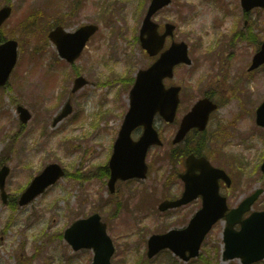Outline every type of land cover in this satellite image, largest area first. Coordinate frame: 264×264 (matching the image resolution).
Returning a JSON list of instances; mask_svg holds the SVG:
<instances>
[{
    "label": "rangeland",
    "instance_id": "obj_1",
    "mask_svg": "<svg viewBox=\"0 0 264 264\" xmlns=\"http://www.w3.org/2000/svg\"><path fill=\"white\" fill-rule=\"evenodd\" d=\"M12 2L15 15L3 26V34L18 36L22 44L18 48V63L9 79L16 88L0 89V153L9 134L19 128L15 103L27 106L32 117L19 132L9 155L1 159L7 160L3 164L8 163L10 167L5 181L8 199L16 201L29 180L50 162L60 164L67 173L24 206L17 201L12 206L9 201L5 204L0 196V264H90L91 251H73L61 234L79 215L96 211L104 220L112 221L108 233L115 244L113 264H203L204 261L241 264L238 259H221V223L215 224L207 234L197 258L183 262L171 252L161 251L147 260L144 253L147 237L163 233L169 227L185 225L198 208L199 200L183 208L160 212L156 207L163 198L162 188L147 192L150 207L140 206L144 203L140 200L146 196L143 193L148 191H137L140 180L117 182L116 187L122 191L112 197L107 189L108 178L96 171L108 162L112 143L128 108L131 86L128 80L134 79L136 71L150 63L136 40L149 0ZM239 2L173 0L155 16L157 22L175 23L174 38L189 44V53L195 60L189 67H178L174 74V81L186 88L185 105L212 76H223L229 81L238 77V88L245 94L241 101L231 99L217 113L218 117L224 116L223 125L208 127L209 141L203 147L211 162L224 168L233 179L234 186L227 189L233 198L231 204L254 188H264V175L259 170L264 156V128L254 125L250 112L252 106L255 109L264 99V65L255 71L251 80L245 73L257 48L256 40L258 43L264 40V9L252 10L248 20ZM56 22L71 30L88 22L99 24V30L76 62L70 64L56 58L55 48L45 38L47 30ZM248 32L256 40L245 38ZM233 34L240 37L232 38ZM74 67L88 83L72 94L70 89L77 75ZM94 80L103 81L102 85L92 83ZM192 84L195 90L190 89ZM69 98L73 111L53 125V118ZM155 125L162 133L165 146L150 150L147 163L151 169L147 176L160 181L173 173L167 151L175 125H166L160 118L155 119ZM94 172L95 175L86 178ZM142 186L146 187L147 182ZM118 200L121 202L115 215L114 205ZM107 204L109 210L101 209ZM263 206L264 192L254 208ZM40 225L38 237L31 239V233ZM50 233L52 238L47 240ZM35 242L48 245L28 262L36 250ZM254 264H264V259Z\"/></svg>",
    "mask_w": 264,
    "mask_h": 264
},
{
    "label": "water",
    "instance_id": "obj_2",
    "mask_svg": "<svg viewBox=\"0 0 264 264\" xmlns=\"http://www.w3.org/2000/svg\"><path fill=\"white\" fill-rule=\"evenodd\" d=\"M169 1L170 0H152L147 9V14L143 19L141 33L142 35L143 32L147 33V37H141V43L151 55H154L162 46L163 38L166 33H170L172 26L167 25L165 34L160 36L156 33L157 24L151 22L150 17L154 14L156 9L164 6V4ZM241 1L243 7H246V9H250L252 6H264V0ZM5 17L6 16H0V20ZM84 29L91 33L95 28L88 26ZM67 34L64 35H72L69 33ZM87 35L88 34H86V39L88 38ZM86 39L81 41V43H79V40H76L77 43L73 46L75 47V56L78 55ZM15 45V41L12 40L0 46V56L10 53L9 61H11V64L14 59ZM184 49V44L173 45L166 50L161 58L150 65V67L138 71L135 77V83L129 95L130 106L125 115L124 123L119 131L120 134L115 142L114 151L109 163L112 180L116 179L117 176L128 178V176L132 175H144L147 168L144 160L148 144L158 142L157 134L152 127L153 115L159 111L164 118H170L174 114L178 102L177 88L171 87L168 88V90L164 89L162 78L171 74L172 64L183 58V54H185V52H183ZM259 50L260 51L254 55L252 68L264 62V43ZM137 124L144 125L145 133L140 140L133 143L130 139V131ZM262 124L264 125V119L262 120ZM185 128L181 126L179 130L180 133H183ZM198 163V167L203 173L215 170L217 172L221 171L220 169L211 167L204 158H199ZM45 169L46 170H44L40 176L34 178L33 183L26 190L24 198L29 199L31 196L40 193V190L62 174V169L56 164H51ZM260 191L261 189L249 196V198L241 204L242 208L248 209L251 201L259 195ZM208 195V199L203 203V208L195 213V216L184 230H174L152 238L150 246L155 241H158V245H156L153 251L166 245L171 247L172 242H177V239H181L180 242L185 241L184 248L176 245L174 249L171 247L173 251L183 254L184 250L188 248L191 256L197 255V250L202 238L210 229L212 223L217 219V216H220L224 206H221L218 200L216 189L210 190ZM180 202H183V200ZM167 205H171V203L165 201L160 205V208H164ZM241 211L242 209L237 213L231 212L227 215L228 225L224 232V239L226 242L225 256L228 258L238 256L242 258L241 260L243 263H251L253 260L264 256V245L261 246V244L264 243V211L261 213H252L250 217L244 220L240 219L239 214ZM239 221L241 222V229L236 232L231 226L234 222ZM100 229L101 234L97 235L96 239L103 241L105 244V252L104 255L101 254L98 256L101 258H98L95 264H98L99 261L100 264H109L112 246L104 233L103 226H100Z\"/></svg>",
    "mask_w": 264,
    "mask_h": 264
},
{
    "label": "flooded vegetation",
    "instance_id": "obj_3",
    "mask_svg": "<svg viewBox=\"0 0 264 264\" xmlns=\"http://www.w3.org/2000/svg\"><path fill=\"white\" fill-rule=\"evenodd\" d=\"M235 37L239 38L240 36L237 34H233L232 38H235ZM166 47H164L161 51L166 49ZM232 49L233 48H231L230 51H232ZM157 55L159 56V53ZM192 61L194 62L195 60H192ZM180 66L189 67V66H191V64L187 65L185 63H178V66H176L175 69L177 70L178 67H180ZM248 73H252V72H248ZM236 79H238V77L234 78L233 81H229V79H224L223 76H222V78H220L219 76H217L216 78H213V76H212L211 79L203 85V88L201 89L200 92H198V90H196L197 99L201 98V97L209 98L211 101L215 102L217 107H218L217 110H214L212 113L209 114V116H208L209 120L207 121L206 128L204 129L203 132H199L198 130L194 129L195 134L200 135L199 137H202L203 134H205V132L208 130L207 128L210 125L214 124L218 127L222 125L225 118L223 115H220V117H218L217 112L220 109H224L225 106H227V103H229L231 99L235 98L238 101H241V98H245V94H243L238 88L239 84H238V81ZM172 81H173L172 78L165 79L164 80L165 86L168 87V85H172ZM190 86H191L190 89L195 90V86L193 84ZM178 87H180V95H182L183 94V88L181 87V84H179ZM179 98H180V96H179ZM180 100H181V102L179 101V103H180L179 115L176 117V119L173 122L169 123V124L175 125V127L177 126L176 129L179 127V125L182 121L181 120L182 117L190 109L189 108L190 104L185 105L184 101L181 98H180ZM239 107L242 108L241 105H239ZM243 110L245 111V109H243ZM238 121H240V120H238ZM169 124H167V125H169ZM182 154L183 153L178 155L179 162H181V160H182ZM145 179H147V186H146L145 190L148 189L149 192L153 193V192L159 191L162 188L161 189V191H162L161 195L164 199L169 198L170 200H173V199L179 198L181 196V194L183 193V190L185 189L186 185H188L192 189H194V188L197 189V185H196L197 179L196 178H192L190 175L184 176V174H180V173H172L169 176L163 177L160 181H157L159 179L156 177H153L154 181L152 180V177H148ZM131 180H133V179H131ZM219 184H220L221 188L225 187V185H226V184H224L223 180H219ZM139 190L143 192L142 188ZM121 191L122 190L120 188H117V192L115 193L116 194L115 197H117V195ZM195 200H199V203H200L201 197H198ZM147 205L150 206L149 203ZM255 209H257V208H255Z\"/></svg>",
    "mask_w": 264,
    "mask_h": 264
},
{
    "label": "bare ground",
    "instance_id": "obj_4",
    "mask_svg": "<svg viewBox=\"0 0 264 264\" xmlns=\"http://www.w3.org/2000/svg\"><path fill=\"white\" fill-rule=\"evenodd\" d=\"M39 229H40V227H37V228H36V230H39Z\"/></svg>",
    "mask_w": 264,
    "mask_h": 264
}]
</instances>
